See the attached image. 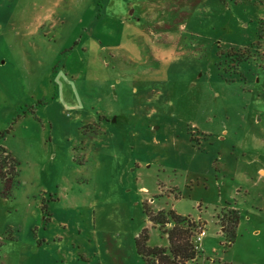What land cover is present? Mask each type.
Masks as SVG:
<instances>
[{"label": "rangeland", "instance_id": "1", "mask_svg": "<svg viewBox=\"0 0 264 264\" xmlns=\"http://www.w3.org/2000/svg\"><path fill=\"white\" fill-rule=\"evenodd\" d=\"M0 132V264H264V0H0Z\"/></svg>", "mask_w": 264, "mask_h": 264}, {"label": "trees", "instance_id": "2", "mask_svg": "<svg viewBox=\"0 0 264 264\" xmlns=\"http://www.w3.org/2000/svg\"><path fill=\"white\" fill-rule=\"evenodd\" d=\"M5 134V132H0V180L9 182L11 177L16 174V166L1 145ZM223 210L226 214L220 213L219 223L224 233H229V238L232 239L238 215L234 210L228 208ZM150 222L161 229L170 223L171 228L163 231L167 239V248H148L145 236H139L135 240L137 254L143 258L144 264H190L200 258V251L195 250L194 239L198 233L204 230L203 224L188 216L182 217L173 212L167 214L159 212L150 217Z\"/></svg>", "mask_w": 264, "mask_h": 264}, {"label": "built area", "instance_id": "3", "mask_svg": "<svg viewBox=\"0 0 264 264\" xmlns=\"http://www.w3.org/2000/svg\"><path fill=\"white\" fill-rule=\"evenodd\" d=\"M203 234H204V230L201 231L200 233H198V234L195 236V239H194V241H195V250H196L197 252L200 251V249H199V244H200V241H201V238H202Z\"/></svg>", "mask_w": 264, "mask_h": 264}, {"label": "crops", "instance_id": "4", "mask_svg": "<svg viewBox=\"0 0 264 264\" xmlns=\"http://www.w3.org/2000/svg\"><path fill=\"white\" fill-rule=\"evenodd\" d=\"M261 173L263 174V172L261 171ZM206 234H205V231H204V234L201 238V241H200V244H199V249H200V256H201V253H203V247H204V238H205Z\"/></svg>", "mask_w": 264, "mask_h": 264}]
</instances>
